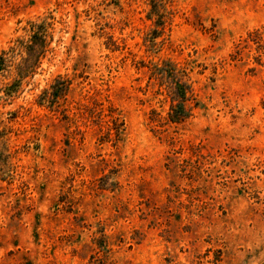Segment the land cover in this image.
Wrapping results in <instances>:
<instances>
[{
    "label": "rangeland",
    "instance_id": "374dc122",
    "mask_svg": "<svg viewBox=\"0 0 264 264\" xmlns=\"http://www.w3.org/2000/svg\"><path fill=\"white\" fill-rule=\"evenodd\" d=\"M0 264H264V0H0Z\"/></svg>",
    "mask_w": 264,
    "mask_h": 264
},
{
    "label": "trees",
    "instance_id": "16d2710c",
    "mask_svg": "<svg viewBox=\"0 0 264 264\" xmlns=\"http://www.w3.org/2000/svg\"><path fill=\"white\" fill-rule=\"evenodd\" d=\"M35 37V35H33ZM188 90L187 88L183 86L176 85L172 92V107H171V121L172 122H180L185 118V115L187 114V107H186V101L188 99L187 97Z\"/></svg>",
    "mask_w": 264,
    "mask_h": 264
}]
</instances>
